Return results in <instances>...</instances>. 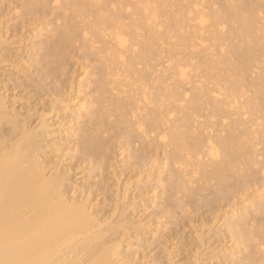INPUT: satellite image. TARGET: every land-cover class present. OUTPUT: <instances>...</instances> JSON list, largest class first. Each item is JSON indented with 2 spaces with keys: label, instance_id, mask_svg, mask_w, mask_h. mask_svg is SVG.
<instances>
[{
  "label": "bare ground",
  "instance_id": "1",
  "mask_svg": "<svg viewBox=\"0 0 264 264\" xmlns=\"http://www.w3.org/2000/svg\"><path fill=\"white\" fill-rule=\"evenodd\" d=\"M23 1H24L23 5L25 4V7H27L26 9H28L27 12L29 15L31 13L33 14V12L35 13L36 10L33 11V9H35V7H37V5H41V4H45L44 6H47V7L51 5L53 7V9L51 6L49 8H51L52 11L57 12V10L58 11L63 10L64 13L67 12V11H64L65 7H68V6L72 7V9H70V10H73V11H71L72 12L71 14L74 17H79V19L81 17H83L84 14L86 15V13H89V12L91 13L93 11V9L97 10L96 12H98V14L95 15V18L93 20L95 22V24L93 26L97 27V25H99V26L101 25L100 27L102 28V26L105 27V25H108L107 28L105 30L103 29L104 31H102V32H104V34L102 32H99V31H101L99 29L97 31L99 33H102V34L97 33V35H99V36L101 35L100 39H101V37L102 38L106 37V39H108V41L106 43H105L106 40L104 41V39L103 40L101 39L102 42L104 41L103 44H105V47H106L105 49H103V51L106 50L104 52L106 55L104 54L105 57H103V58H105V59L103 61H101L100 63L103 66V68L106 70V75H109L112 79H114L113 82H111L109 84L111 86H113L112 84L117 85V88H115V89L113 88L112 91H114V90L117 91L118 87L120 89L121 87L124 86L121 82L118 81V78L120 77L119 74L122 72V69H124L123 70V73L125 72L124 74H130L131 78H129V79H132V78H133L132 80L136 79V81L134 80V82H138V81L141 82L146 76H149L147 74H150V76L152 75L153 77H155V78H153L151 76L154 79V81L157 83L153 82L152 79L150 78L151 81L153 83H155V85L159 84L160 86L159 85L158 86L162 87V91L167 93V96H166L167 98L164 96V98L167 100V102H170L173 99L171 101V104L173 101L176 103L175 104L176 107L173 104L174 108H176L175 112L176 111L179 112L178 114L182 113L181 116L179 118H175V119H174V117L172 118L174 108L172 107L173 108L172 110H171V107H170V110L167 109L169 104H168V106L165 105V104H167V102H166V100L164 101V99H162L163 96L161 97L160 96L161 93H159L158 96L161 97L162 100L158 99L157 102H159V100L162 102L164 101L162 103V105L165 103L164 105L166 107L163 105L165 108L164 107H161V108H164V110H167L166 113L164 114V111H163V112H160V114L156 115V116H154L155 114L153 113L154 120H153V123L151 120L152 124L149 123L151 125L148 126V128L145 127L147 124H145L144 121L141 119H138V122L136 124H135L136 121L131 122V120H133V118L131 119V117L135 114V109H136V112L138 111L137 112L138 114L137 113L136 114L140 115V116H141L140 112H143L144 110H146V109H144L146 107L143 105L144 108H142L143 111H141L139 108L140 106H138L139 103L144 101L146 103V105L148 107H150L149 105L154 104V102H155L154 100H157V97L155 99L154 98L151 99L150 95L152 92L149 94V92L147 91L148 92L147 93L146 92L147 88H145L143 86L144 89L143 90L141 89L142 90L141 94L136 95L137 97L138 96L141 97L142 101L141 102L138 101V99L140 100L139 97H138V99L136 96H135L136 98L134 97L135 100L137 99V101H138L137 106L135 105L136 101L134 100L135 103H133L134 101H132L134 99V98L132 99V97L134 95H132V97L128 98L129 99L128 101L126 100V105L127 104L129 105L128 108L132 107V109L134 110L133 114H132V111L130 112L132 114V116L130 117L131 114H129L128 112H126L124 110L123 111L118 110L117 112H119V117L117 115V117H118L117 120H119V122L121 124H123V127H125V126L129 127V129H131V130L133 128H136V130H132V131L131 130L129 131L126 127L124 128L125 130L127 129L129 131V133L125 134V136L127 135L126 140H128V141H126V142H128V143H130L133 138L135 139V136H136V139L138 138V141H139V139L143 140V141H139L140 143L144 142V140H145V142H148L149 135L150 134L152 135L153 132L155 134V131H156V135H157L159 142H157V140H155L156 142L154 141V139H156V136H155V138L153 139L155 144H158L161 142V143H163L162 146L164 145L166 149H167V147H169V149L171 148L170 149L171 151L169 153L167 151L166 152L164 151V152L168 153L167 160H170L169 163H171V161H172V164H174L177 167L175 169L177 171H175L174 174H171L172 179L174 178V176H176L177 178L182 177V179L185 180V178H184L185 174H183V172L185 173V171L183 168H185V166L187 168L189 166H191L190 164H188V162L189 163L193 162L194 163L193 166L195 168L198 167L199 169H202V170L205 169V171L208 168L207 166L212 165L211 170L209 169L211 172H207L208 176L207 175L205 176L207 181H208V177H210L209 179L214 178L213 180L217 179V181L223 180L222 179L223 177L221 176L220 172L225 170L229 166L232 159H233V161L234 160H240V159L244 160L246 165L248 164L250 167L253 166L252 167L253 169L256 165H258V161H257L258 158L257 157H259L260 155L259 154H258L259 156L255 155L256 147L254 148L255 145H252L253 143H249V142L255 141V139L261 140L260 142L257 141L256 146H258V144L261 142L264 143V0H171V2H172L171 4L176 8L177 12L174 14V16H175L174 18H172L173 16H171V15H173V13L170 15L171 19H170V17L169 18L166 17L169 20L165 18L166 20L169 21V22L167 21V23L170 24V26H168V27L166 24L165 27H167L171 31L174 30L176 33L178 31L179 34H180V31H183V29H184V33H183L184 35L180 36L179 34H177L178 35L177 37H179L178 43H176L171 50H166L167 48L163 49V51H164L163 54H162V48H160V47L156 48L155 47V45H157L160 41H162V40L159 41V39L157 37V35L159 34V32H157V30H159V31L161 30L160 29L161 25L160 26L156 25L157 23L155 24L154 21H153V23L151 21H152V19L155 20V18L158 19L157 16H154V13H155L154 11L158 7L160 9L164 8V7H162V6H165L164 0H157L158 4L155 2L157 4V7L155 9L153 8L155 6V4H153L152 2L150 3V0H134V3L136 2L137 6H135V4L132 3L133 2L132 0H131V2H130V0H117V3L119 4V6L121 8L122 7L128 8L130 5L129 3H132L131 5H134L133 8L129 7L130 9H132L131 10L132 12L129 10L132 13L131 14L132 17H131V19H129L130 21H128L129 22L128 25H124V23L121 22L125 18H123L124 16L121 17L120 12H119L120 14H118V15H117L118 11H116V13H114V14L110 13L108 15L107 13L109 11L106 13V11L108 9L106 7L103 8V5L105 3H100L101 5L103 4L102 6L100 4H98L100 2V0H64L62 2H60V0H23ZM97 1H99V2H97ZM62 3H63V5H62ZM150 5H152V6L154 5V6L151 8ZM166 5H167V3H166ZM120 7H119V10H120ZM109 8H110V6H109ZM175 8H173L174 12H175ZM104 9H106V10H104ZM160 9H159V11H161ZM109 10H111V9H109ZM162 11L164 12V9H162ZM107 15L108 16H111V15L116 16L115 20H113L114 17L112 16L111 17L113 20L112 21L111 18L108 17ZM128 15H129V13H128ZM106 17H108V19H106ZM134 17L136 19H133ZM68 18H66V19H68ZM128 18H130V17H128ZM66 19H63V20L65 21ZM70 19H68L69 21L66 20L65 24L63 21L64 25H63L62 29L60 27H59V30H58V27L56 30L53 29L54 33L55 34L57 33L56 35H58V36H56L51 30L48 31L51 28H49V27H48L49 29L47 28L48 30L46 33L48 35H50L52 32L53 35H50V36H52V38H54L53 37L54 35H55V37H57L56 39H54V41H53V39H51V42L48 43L49 39H47V38H49V36L48 35L46 36L43 34L47 39V43H45V44L43 43L45 46L43 44H41L44 47H39V48H42L43 50L45 49L44 51H46V55L43 54V58H40V57L38 58L43 63V66L49 68L54 63L58 64L59 62H57V61L60 60L58 57L62 53V50H65V48L69 44H71L72 41H74V39L78 35V33L81 32L83 34L84 38L87 37V35H88L87 33L90 29L88 31H86V29H85L86 25L83 26L85 28L82 29V26H81L79 29L78 24H77V26L72 24V20H70ZM109 19L111 21H109ZM127 19H125V20H127ZM120 23H122L123 25H120ZM83 24H86V23H83ZM108 27L112 30L111 33H109L110 30H107V29H109ZM170 27H171V29H170ZM0 30H1V28H0ZM83 30L86 31L87 33L84 32ZM106 30L108 31L107 34H106V32H107ZM55 31H57V32H55ZM141 31H146L145 35L141 34L140 33ZM171 31H169V32L173 34L174 32H171ZM93 32H94V30H93ZM160 33H162V32H160ZM167 34H168V32H167ZM172 34H170V37H172L174 35V34L173 35ZM2 36H4V34H2ZM44 36H42V37H44ZM158 36H159V38L161 37L160 34ZM167 36H169V34ZM94 37L96 38L95 35H94ZM170 37H168V39H170ZM3 40H4V38H3ZM3 40H2V37L0 36V46L3 43L2 46L5 47L4 44L6 45V43H4V41L6 42L7 39L4 41ZM86 40H87V38H85V41ZM93 40H95V39H93ZM87 43L89 44V42L86 41V45L88 46ZM92 43H93V41H92ZM92 43L89 44L90 47L93 46ZM162 43H164V40L162 42H160L159 44H162ZM7 45H10V44H7ZM162 45H161V47H162ZM178 45H188L192 49L195 48V50H197L198 46L200 47V50H198L197 55L194 54L195 58L200 57V63H198V66L196 68L197 69L196 71H198V72L200 71V79H201L200 84L197 83L199 81L188 83L186 80V77H185V73L180 68L181 67L180 64H177L176 62L173 61L176 64L169 65L170 64L169 61H171L170 57H171V59L173 58L172 55L175 54L174 50H175V48H177L176 46H178ZM46 46H47V50H46ZM83 46L85 48V45H83ZM166 46H168V45H166ZM87 48H85V50H87L89 53L91 52L89 50H93V47L90 48L89 50ZM137 50H138V52H137ZM179 50H180V48H179ZM179 50H177V51H179ZM40 51H41V49H40ZM165 51H167V52L165 53ZM129 52H131V53H129ZM136 52H137V54H136ZM127 53H129L128 54L129 56L128 55L126 56ZM1 54H3V53H1ZM95 55H97L96 52H95ZM164 55H165V57L167 55V57L164 58ZM3 56H4V54H3ZM41 57H42V55H41ZM0 58H1V56H0ZM3 59H5V58H3ZM3 59L2 60L0 59V62H2ZM33 59H35V58H33ZM163 59L165 62L162 61ZM190 59H192V57ZM150 61H154V63L151 64ZM161 61L166 64L165 65L162 63L163 66H165L163 68L160 66L161 63H159ZM185 61H183V62H185ZM4 63H5V61H4ZM139 64L144 65L145 73H141L140 71H138L137 67L139 66ZM57 66H59V64ZM158 67L161 69H159ZM119 69H121L120 73H119ZM172 70H173V72H172ZM57 71L59 73L61 71V69H60V71L59 70H57ZM214 72H216V73H214ZM217 72H218V74H217ZM153 74H155V76ZM128 77H129V75H128ZM176 77H178V80L176 79L177 82H175V79H174ZM146 79H148V77ZM146 79H144V81ZM190 80H191V78H190ZM96 81H98V80H96ZM169 81L175 82L176 84L170 85ZM93 82H94V80H93ZM165 82H167V83L163 84ZM205 82L206 83L209 82L210 84L209 83L206 84ZM3 83H4V81H3ZM203 83L206 84L207 86L204 85ZM130 85L134 86L132 84H130ZM180 85L181 86L183 85L182 87L188 85V87H185L183 89V91L180 92L179 91L181 89ZM223 85H225V86H223ZM131 86H130V88H131ZM98 87H101V86H98ZM98 87L96 86L97 91H99ZM159 87H157L156 89L160 90V89H158ZM5 89H6L5 86L0 87V264H147V263L143 262L141 259V258L145 257V254L143 257H141V255H140V254L143 255V251H142V253H140L141 252L140 251L139 252L140 254H139L136 251V249H138L137 248L138 246L136 247L135 250L133 249L134 251H131L132 246L129 243V241H132L131 240L132 238H130V234H128V232H130V230L134 234H136V235H134V237L136 236V238H138V237L140 238L144 234V233L141 234L142 230H140L141 226L139 225V223L135 224V222L136 223L138 222L137 218L134 219L137 221H135V222L132 221L130 223H127V221H129L128 217L126 219L127 221L126 220L123 221L122 218H119L120 220L117 218L118 222L115 223L116 219L113 220V218H114L113 215L115 213L114 211L117 212L118 206H116V205L119 202L118 199H120V197H118V196H120L119 193L121 191L118 193L119 195L116 194V196L118 198L116 196H114L115 198H117L116 200H114V198H113V200L117 201V203L115 204V202H113V200H112V205H113V203L115 204V208H112V209H115L114 211L112 210V212H114V213H112V214L110 213L108 218L105 217L106 219H109L110 216H111V218L113 216V218L111 219V222L114 221V223H115V224L113 223V225L112 224L110 225V223H108V220L106 221V219L101 221V219L99 217L101 215L95 214L96 213L95 209L93 211L94 207L92 206L93 208H91V204L88 203V202H90V200H89L90 198L88 199V197H90V196L87 193H86L87 197L85 198L83 196H86V194L83 195L84 194L83 192L80 196L79 195L80 192L78 193L77 190L68 188L70 191L73 190V191H71L73 193L70 192L71 194L68 195V190H67L68 186L65 187V185L67 183L66 180L69 179V176L66 179V177H67L66 173L69 172V170H67V171L63 170L62 167H60L62 165V162L59 160L61 155L59 152V156H57L58 152L56 150H58V149H56V150L54 149V146H57V141L54 140V141H56V144H54L55 142L53 143V141L50 142V140L54 139L53 138L54 133L52 135H50L51 131L49 132L48 129H51V128H49V126H47V124H46V123H48V122H46L47 120L45 121V118L47 116L45 118L43 117L44 118L43 119L42 117H40L38 115L41 119H38L37 122H39V120H40V122L36 123L35 127L33 126L32 129L28 128L30 125H27L26 124L27 122L25 123V119L27 117L25 118V116H24L22 118V116H21L22 114L20 115L16 112L9 111L13 108L10 106L11 109H9L10 104H9V101L8 102L6 101L7 91ZM111 89H112V87H111ZM132 89H130V90L131 91H137V89H135V88L133 90ZM152 89H154V88H152ZM4 90L6 91V93ZM105 92H106V89L101 87L100 91L97 93H99L103 96H106V94L105 95L103 94ZM160 92H161V90H160ZM99 94H97V95L99 96ZM62 95L59 98H61L60 102H62L63 104H61L60 102H59L60 104H58L59 99H57V98L56 99L58 101L54 100V99L53 100H54V102L57 101V104L60 107L63 106L64 108H66V107H68V106H66V104L69 105L70 103L64 104V102H68L69 99H67V98H69V97L68 96H67V98L64 96L62 97ZM162 95H163V93H162ZM164 95H166V94L164 93ZM100 96H99V98H100ZM103 96H101L100 100L97 97L98 101L101 102V99ZM64 98H66V101L63 102ZM114 99L112 100L113 102H111V101L110 102L114 103V101H115ZM76 100H77V98H76ZM104 100L105 99L103 97L102 102ZM116 101H118V100H116ZM74 102H76V101H74ZM92 102L91 101L87 102L85 100L79 101L75 105L73 104L74 108H72L73 110L71 112V116H72L71 118L76 122V124H79L77 126L78 127L77 130H80L78 132L79 134L76 133L78 135V136L76 135L78 137V140H77L78 145L76 144V142H75V144L77 145V149H79V147H80L81 150H84V151L88 150V149L90 150V148L92 149L94 144H96L99 141V138H101V136H103L102 131L106 132L107 130H104V129H107L108 125H109V124L107 125L104 123L105 125H107V128H103L104 125L102 126V122H104V121L99 123L100 120H102V119L104 120L103 116H104L105 112L101 113V112H103L104 108L98 109L95 107L94 104L92 106V104H91ZM100 102H99V104H100ZM55 103H53V104L55 105ZM71 103H73V100ZM143 103H141V104H143ZM7 104H8V106H7ZM99 104H98V106L101 105V104L100 105ZM114 104H116V102ZM114 104H112V105H114ZM108 105H109V103H108ZM133 106H135V109L133 108ZM51 108H52V106H51ZM96 109H97V111L102 110L101 112H98V113H101L103 115V116H100L101 114H99V116L102 118L97 116ZM55 110H57V109H55ZM69 110H70V107H69ZM69 110H67V111H69ZM130 110L131 109H129V111ZM139 110H140V112H139ZM162 110L163 109H161V111ZM54 111H52V113ZM198 112H200V115H198L199 114ZM40 115L42 116V114H40ZM44 115H46V114H43V116ZM247 115H249V116L254 115L253 116L254 119L252 118L253 120L251 119V121L249 122L248 119H246V118H248V117H246ZM168 116H170V117L168 118ZM97 117L100 120H98ZM133 117H135V115ZM199 118H200V120L204 119L205 121L204 122L198 121ZM84 119L91 126L97 127V129L93 130L92 132H87L86 130L81 129L82 127L80 126V124H82V121ZM73 120H71V121H73ZM134 120H137V118L135 117ZM139 120L143 121V122L139 123L140 122ZM171 120H173V121L171 122ZM213 120H214V122H213ZM142 123L145 124V126L143 125V127H145V129L142 127ZM73 124H74V122H73ZM117 124H118V122H117ZM48 125H49V123H48ZM50 125L52 126V124H50ZM3 126L7 127V132H2ZM100 126L102 127V128H100L101 130H99ZM120 126H122V125H120ZM68 127H70V126H68ZM68 127L66 130L64 129V131H61V132H63V134L67 137L68 140H72V138L74 140V137L76 138V136L74 135L76 130H73V129L76 128V125L74 126L73 129H69ZM131 127H133V128H131ZM4 129H6V128H4ZM196 129H197L196 132H198L200 135H198V133H195ZM62 130H63V128H62ZM127 130H126V132H127ZM98 131H101L100 133H102V135H99ZM53 132H54V128H53ZM157 132H158V134H157ZM49 135H50V138H52V139L48 138ZM151 135H150V137H154ZM193 135L194 136L197 135V137L199 136V138L195 137L197 139H195V140L193 139L196 142H191ZM63 136H62V138H63ZM47 139L49 140V142H47ZM178 141H181L184 143L180 142L181 145L179 144L180 145L179 146V145H177ZM126 142H125V144H126ZM149 142H151V141H149ZM154 142L152 144H154ZM185 143H187V144H185ZM147 144L145 145L146 147L148 145H150L151 143H149L148 145ZM254 144H256V141ZM128 145H127V147H129ZM131 145H130V147H131ZM182 145H184L185 147ZM59 146L60 145L58 144V146L55 148H58ZM150 146H152V145H150ZM150 146H148L147 148L149 149ZM157 146H159V144ZM162 146H161V148H162ZM130 147L127 148L128 151H129V149L132 148V147L131 148ZM165 148L163 150H165ZM184 149H186V153H184L185 152ZM187 150L189 153L187 152ZM263 150H264V148H263ZM149 151L151 152V149H149ZM56 152H57V155L55 154ZM131 152L132 151L130 150V152H129L130 155L132 154L135 157V155L133 154L134 149H133V152L132 153ZM46 154H49V155L44 156ZM61 154H62V152H61ZM150 154H152V153H149L147 155V156H149V158L147 156H145V157H147L146 160L145 159L143 160V158H142L143 162L146 161L144 164H147V163H150L149 165L154 164L153 162L155 159L152 161L150 159V156H151ZM182 154H186V155L188 154V156L192 158V159H190L189 157H186L187 158V159H185V160H187V162L185 161L187 163L186 165H184V163H185L184 158L185 157L181 156ZM166 155L163 154V156H165L163 158H166ZM262 156H264V155L261 154V157ZM45 157L48 159L47 161H45V159H46ZM152 157L153 156H151V158ZM181 157L183 158L182 159L183 162H181V160H180ZM261 157H259V159H258L259 161H262V158H264V157H262V158ZM43 158H45V159H43ZM193 158H195V160ZM97 160H98V157H97ZM167 160H166V162H167ZM263 162L264 161H262L261 163L259 162V165H261ZM179 163H181V164L183 163L181 165L183 167V168L181 167L183 170V171H181L182 173L180 171H178L179 170L178 166H180V165L177 166V164H179ZM144 164L142 166H147ZM165 164H167V163H165ZM165 164H161L162 167H163V165L165 166ZM161 165H159V166H161ZM174 165H171V166H174ZM187 165H189V166H187ZM262 166L264 167V164H262ZM262 166H261L260 170L262 172H264L263 171L264 168H262ZM100 167L101 166H99V170L101 169ZM165 167H163V168H165ZM168 167L170 168V166H168ZM181 168H180V170H181ZM257 168H258V166L255 167V169H257ZM142 169H143V167H142ZM166 169H167V167H166ZM255 169L253 170V173L258 174L257 171H255ZM195 170H197V169H195ZM195 170L192 169L193 174L191 173L189 179L192 177V175H194ZM260 170H258V172ZM139 172H141V170ZM262 172H259V173H262ZM161 173H163V171ZM170 173H172V171ZM196 173L197 172L195 171V174ZM262 174H261V176H263V179H261V180H264V173H262ZM180 179H178V180H180ZM178 180H176L177 181L176 183L179 182ZM161 181H163V180H161ZM161 181L157 182V184H158L157 188L160 187V189H164L165 184H162L164 182L161 183ZM171 181H173V180H171ZM207 181H205L204 183H207ZM182 182H183V180H181V183ZM187 182H189V181L187 180L186 183L183 182V184H182L183 186L180 184V182L178 183L179 186H181L183 188V191L185 190L184 183L187 185V188H189L188 186H190L187 184ZM190 183H191V180H190ZM69 184H70V182L68 183V185ZM170 187H172V186H170ZM181 187L178 188V186H177L178 189H182ZM71 188H74V187L72 186ZM166 188L167 187L165 186V189ZM66 190H67V192H66ZM189 190H190V188H189ZM75 191H77L78 195L80 197H82L81 199L76 198L77 196L75 197V194H76ZM164 193H165V191H164ZM187 193L189 194V192H187ZM190 194H192V193H190ZM123 195H124V193H122V196ZM165 195H166V193H165ZM125 197H127V196L125 195ZM123 199H126V198H123ZM242 200H244V198ZM122 201L124 202V200H122ZM129 201H131V200H129ZM253 202H255V201L253 200ZM253 202H252V205L250 206L252 211L255 213H259V215L264 214V206H263L264 204L263 205L261 204L262 201L261 202L258 201L259 203H257V201H256V203H253ZM91 203H92V201H91ZM129 203H130V205H129ZM129 203L127 205V208H126V204H124L125 208L123 207V209H126V210L128 209V211H131L134 208V207H132L133 206L132 204L134 202L133 203L129 202ZM119 204H120V202L118 203V205ZM234 205L238 206L236 204H234ZM234 205L231 206V207H233V209H234ZM130 206L132 207V209ZM247 206H249V204H247ZM247 206H245V207H247ZM120 207H122V206H120ZM129 207H130V209H129ZM242 208H243V210H246V208H244V207H242ZM242 208H240V209H242ZM119 209H121V208H119ZM251 209L249 211H251ZM121 210H119V211H121ZM126 210L125 211L123 210L122 213L123 212L125 213ZM217 211H218V209H217ZM230 211H232V210H230ZM249 211L247 210L246 212H244V213H246V215L243 212L242 213L244 215H240L239 210L237 209L235 211V209H234L232 211V213L229 212V214H231L229 217H227V215L225 216V219L223 217V220H226L225 222L227 223L226 224L227 229L231 233V235L229 234V232L226 233L229 236H231V238H232L231 239L228 236L229 237L228 239H231V241H234L233 243L236 244L234 246L237 247V245L238 246L240 245L241 247L244 248V249H239V251L245 250V249H246V251H249L248 249L250 248L251 241L253 243V241L254 242L257 241V239L260 237V235H259L258 238L255 237L256 240H253V238L251 236L254 233V232L252 233V230L254 228L256 229L257 227H256L255 223L253 224V226L255 225V227L253 229L250 228V227H253L252 224H250L251 225L250 227H249V225H247V223H250L247 221V220H249L247 218V214H249ZM252 211H251V213H252ZM164 212H166V211H164ZM168 212L169 211L167 210V213ZM213 212H215V210ZM252 214H249V215H251V217H252ZM126 215H127V212H126ZM131 215L132 214H130V216ZM215 215L219 216L217 214H215ZM216 216H215V218H216ZM129 218L131 219L134 217L132 216ZM215 218L213 217V219H215ZM219 219H221V218H219ZM217 221L218 220H216L215 222L217 223ZM246 221H247V223H246ZM209 222H210V220H209ZM212 222L211 223L213 225L214 221H212ZM219 222H221V220ZM208 224H206V225L209 226ZM141 225H143V224H141ZM206 225L204 222L203 226H206ZM257 226H258V228H260L259 225H257ZM258 228H257V230H258ZM122 229L124 230V232L127 231V233L121 232L122 233V234L120 233V235L122 236L121 237L120 235H118V233ZM204 229L205 228L203 227V230ZM227 229H224V230H226V232H227ZM211 230H209V232ZM148 231H149V228H148ZM154 231H153V233H154ZM258 232H259V230H258ZM263 232L264 231L262 230L261 232H259V234H262ZM204 233H202V231H201L200 234H204ZM155 234H157V233H155ZM200 234H197L198 237L196 235L197 239L194 238L195 242H198L196 240H199V242L202 243V241L200 239H198L199 237L201 238ZM208 234H210V233H208ZM256 234H257V232H256ZM254 235H255V233H254ZM257 235H255V236H257ZM262 235H261V237H262ZM153 236H154V234L151 236L152 237V239L150 238L151 240H154L156 238V237L153 238ZM155 236H157V235H155ZM202 237H204V235ZM122 239L127 240L128 243H126V241H125V244H124ZM141 239H143V238H141ZM146 240H148V239H146ZM202 240H203V238H202ZM138 241H141V240L139 239ZM138 241H137V243H139ZM131 243L135 244V241L134 242L132 241ZM142 243H141V245H142ZM148 243L149 242L147 241V243H145V244H148ZM233 243H232V245H233ZM149 244H151V243H149ZM261 244L262 243H260V245ZM204 245L202 243L200 246V249H201V247L204 248L203 247ZM252 245L253 244H251V247H252ZM144 246L147 247V245H144ZM262 247H263V245L261 246V248ZM139 248H141V247H139ZM143 249H145V247ZM164 249H162V250H164ZM166 249H167V247H166ZM195 249H199V247L197 246V248H195ZM231 249H232V246H231ZM168 250L169 249H167V251ZM228 250H229V248H228ZM233 250H234V248H233ZM233 250H232V252H233ZM193 251H191V252H193ZM198 251H200V250H198ZM226 252H227V249H226ZM136 253L139 254L141 258H138L139 256ZM165 253H167V252H165ZM168 253L171 254L172 252L168 251ZM235 253H237V252H235ZM240 253L242 254V251ZM247 253L250 254L251 252L250 253L247 252ZM252 253H253V251H252ZM170 254H168L170 257L167 255V257H169L168 259H170V262H168V259L165 256L166 257L165 260L167 259V264L172 263V260H171L172 254L171 255ZM164 255H166V254H164ZM194 255H197V254L196 253L193 254V257H194ZM200 255H199V257H200ZM252 255H254V254H252ZM252 255H251L252 258L250 256H249V258H247L248 260L245 259L241 255L246 260V261L242 260L241 263L246 264L243 262L248 263V261H249L250 264H258L257 262H260V261L254 260V257ZM201 256H203V255H201ZM238 256H240V255H238ZM238 256L234 255V257L241 259V257H238ZM186 257H188V256H186ZM193 257H192V259H193ZM224 257H226V256H224ZM196 258L198 259V255ZM186 259H189V257ZM201 259H203V258H201ZM231 259H234L233 256ZM151 260H152V258H151ZM151 260L149 263H151ZM156 260H157V257H156ZM189 260H188V262H189ZM194 260H196V259L194 258L193 262H194ZM205 260H206V258H205ZM152 261L154 262V260H152ZM161 261H162V259H161ZM237 261H239V260H237ZM182 262L184 263V261H182ZM196 262L197 261H195V264L198 263V262L197 263ZM234 262H236V261H234ZM185 264H187V263H185ZM204 264H205V262H204ZM261 264H263V263H261Z\"/></svg>",
  "mask_w": 264,
  "mask_h": 264
},
{
  "label": "rangeland",
  "instance_id": "2",
  "mask_svg": "<svg viewBox=\"0 0 264 264\" xmlns=\"http://www.w3.org/2000/svg\"><path fill=\"white\" fill-rule=\"evenodd\" d=\"M62 1H64V0H60V2H62ZM132 1H133L132 3L135 4V6H137L136 2L134 3V0H132ZM164 1H165V4H164L165 6H162L164 8H161V9L158 7L161 10V11H159V9L156 8L157 4H158L157 0H150V3L152 2L153 4H155V6L153 5L154 7L152 5H150L151 8L152 7L154 9L156 8V10L154 11L155 12L154 16L158 17V19H157L153 16L155 18V20L152 19L151 22L153 23V21H154L155 24L157 23L156 25H159V26L161 25L160 29L162 31L157 30V32H159L161 37L165 34L164 35L165 37L164 36L162 37L163 39L161 37L159 38V36H158L159 34L157 35L159 41L164 40L165 44L164 43H162L163 45L159 44L162 41H160V42L158 41L159 43L158 42L157 43L159 45L158 44L155 45L156 48H159V47L162 48V54L164 53L163 49L167 48L166 50H171L173 48V46L176 43H178V38H179V37H177L178 36L177 34H179L178 31L176 33L174 30L171 31L167 28L168 26H170V24L167 23V21L169 20L168 18L170 17V19H171V16H173L172 18H174L175 17L174 14L177 12V10L171 4L172 3L171 0H164ZM97 2H99V1H97ZM130 2H131V0H130ZM23 3H24L23 0H0V28H1V30H0L1 35L0 36L2 37V40H3V38H4V40L7 39L6 42L3 40L4 43H6V45L4 44L5 47L2 46L3 43L1 44L2 47L0 46L1 47L0 48V56H1L0 59L2 60L3 58H5V59H3L2 62H0V83L2 82L1 83L2 85L1 84L0 85L6 87L5 90L7 91V93L4 90L6 93V96H7L6 101L7 102L9 101V104H10L9 107L11 106L13 108V109H11V107L10 108L8 107L9 109H11L9 111L16 112L20 115L22 114L21 115L22 118L24 116H25V118L27 117L25 119V123L27 122L26 124L30 125L29 127L26 125L28 128L32 129L33 126L35 127L36 123L40 122V120H39V122H37L38 119H41L40 117L45 118L47 116L45 118V121L47 120L46 122H48L49 125H48V123H46V124H47V126H49V128H51V129H48L49 132L51 131L50 135H52L54 133L53 134L54 139L50 138V135L48 138L52 139V140H50V142L53 141V143L55 142L54 144H56V141H57V146H58V144L60 145L58 148H55L57 146H54L55 150L58 149V150H56L58 152V155H57V152L55 154L57 156H59V152H60L61 156H60L59 160L62 162V165L60 164L61 165L60 167H62L63 170H66V171L69 170V172L66 173L67 174L66 179L68 178V176H69V179H67L68 181L66 180L67 183L65 185V187L68 186L67 187L68 195L73 193V192H71L73 190L70 191L69 189L77 190L78 193L80 192L79 193L80 196H81L82 192L84 193L83 195H85L87 193L90 196V197H88V199L90 198L89 199L90 202H88V203L91 204V208L94 207L93 211L95 209L96 213L95 212L94 213L96 215L97 214L101 215V216H99L101 221L108 218L110 213L112 214L114 212H115L113 215L114 218H113V216H112V218H113V220L114 219L117 220V221L115 220V223L118 222L119 218H122V220L125 221L128 217L129 221L126 220L127 223H130L132 221L135 222L138 220V222L137 223L135 222V224L139 223V225L141 226L140 230H142L141 234H143V233L144 234L142 235V237L136 238V236L134 237V235H136V234H134L130 230L131 233L128 232V234H130V238H132L131 240L133 242L135 241V244L131 243L132 241H129V243L132 246L131 251H134L137 246H138L137 247L138 249H136V251L138 253L140 251H141L140 253H142V251H143V255L140 253L139 254L141 255V257H143L145 254V257L147 259L145 257L141 258L139 254H137V253L136 254L139 256L138 258H141L142 261L147 263V264H151V263L152 264L153 263L154 264H162V263L167 264V259L170 257L168 255V254H170V253H168V251L172 252L171 253L172 255L171 254L170 255H171V260H172L173 264L174 263L175 264H185V263H187V264H193L194 263L195 264V261L198 262V263L196 262L197 264H204V262H205V264H233V263L235 264L236 262H237L236 264H238V263L242 264L241 261L242 260L246 261L245 259L249 258V256L251 257L252 254H254V255H252L254 257V260L260 261V262H257L258 264H261V263L264 264V232L262 233L263 235L259 234V232H261L262 230L264 231V227H263L264 226V219H263L264 214L259 215V213L253 212L252 209L250 208L253 200L255 201L253 203H256V201H257V203L262 201L263 203L261 202V204L262 205L264 204V180H261V179H263V176H261V174L264 172H262L260 170V168H261L262 164H264V162L261 165H259V162L261 163L262 161H264V158H262L264 156L261 157V154L264 155V150H263L264 143L263 142L259 143L261 140H256V139H255L256 144H254L255 141L249 142V143H253L252 145H255L254 148L256 147L255 155L257 156L259 154L260 156L259 155L258 156L262 158V161H259L258 160L259 157H257L258 158L257 159L258 165H256V166H258L259 169L258 168L255 169L256 166L254 167L255 171H257V173L259 175L253 173V170H254L252 168L253 166L250 167L248 164L246 165L244 160H241V159L240 160H234L235 161L234 162L232 159L229 166L225 170L220 172L221 176L223 177L222 178L223 180L217 181V179L213 180L214 178L209 179L210 177H208V181H207L205 176L207 175V172H211L210 170L212 168V165L209 164L210 166H207L208 168L206 167L207 168L206 171H205V169H203L205 171L204 172L202 169H199L198 167L195 168L193 166L194 165L193 162H191V163L188 162V164L191 165V166L187 165V166H189L188 168L186 166H185V168H183L181 166L183 163L177 164V166L180 165V166H178L179 167L178 171L181 172V171H183L182 168L184 169L185 173L183 172V174L186 175V176L184 175L185 180L182 179V177H180L181 178L180 179L179 177L177 178L174 175H173L174 178L172 179L171 174H174L175 171H177V170H175L177 167L174 164H172V161H171V163H169L170 160H167L168 153L171 151L170 150L171 148L169 149V147H167V149H166L164 145L162 146L163 143H161V142H160L161 144L158 143L160 147L157 146L158 144H155V142H156L155 140H157V142H159L157 135H156V131H155V134H154V132L152 133V135L150 134L151 136H154V137H150V135H149V139H148V142L151 141L149 143H151L150 145H152L153 147L148 145L149 143L145 142V140H144V142L140 143L139 141H143V140L139 139V141H138V138L136 139V136H135V139L133 138L131 140V142L128 143V142H126L128 140H126L127 135L125 136V134L129 133V131L131 129H129V127L125 126L129 130L128 131L126 129L127 130V132H126V130L124 129L125 127H123V124H121L119 122V120H117V118L119 117V112H117L118 110H120V111L124 110V111L128 112L129 114H131L130 113L131 111H132V114L134 113L133 112L134 110L132 109V107L128 108L129 105L128 104L126 105V100L128 101L129 100L128 98L132 97V95H134L132 97V99H133L136 95L141 94V91L144 89V87L147 88L146 92L148 91L149 94L152 92L150 95L151 99L152 98L155 99L157 97V100H154L156 103L154 102L155 105L150 104L149 105L151 107L150 108L146 105V103L144 101H143L144 103L141 102L142 101L141 97L138 96L140 98V100H139L138 97L136 96L138 101H140L143 104L139 103V105H138L137 99L135 100L136 97L132 100V101L135 100L136 103H135V101L133 103H135L136 106L137 105L140 106L139 108L141 111H143L142 108H144V106L146 107V108H144L146 110H144L143 112H140V110H139V112L141 114V116H140V115H137L138 111L136 112L135 106H133V108L135 109L134 115L137 118V120H134L135 117H133L134 115L132 116V114H131L130 117L132 116L131 119L133 118V120H131V122L136 121L135 122V124H136L138 122V119H141L144 121L145 124H147L145 126V124L142 123V127L144 125L146 128H148V126H150L153 123L154 116L159 115L160 112H163V111H164V114L166 113L167 110H164V108L166 107L165 105L168 106V104H169V106L167 107V109H169V110H170V107H171V110L174 108V105L176 103L173 101L171 104V101L173 99L172 100L170 99L171 101L167 102V100L164 98V96L165 97L167 96V93L162 91V87H159L160 86L159 84L155 85V83H157L153 79L155 77H153L151 75L153 77L152 78L150 76V74H147L150 77L146 76L144 79H146L148 77L149 80L146 79L144 81V79H143L141 82H139V81L134 82V80L136 81V79H134V80H132L133 78L129 79V78H131L130 74H124L125 73V72L123 73L124 69L121 68L122 72L120 71L121 69H119V73L120 72L121 73L119 74L120 77L118 78V81L121 82L124 86L120 88L122 91L119 89V87H118L117 91L116 90L112 91L113 88L114 89L117 88V85L112 84L113 86H111L109 84V83L113 82L114 79H112L109 75H106V70L103 68V66L100 63L101 61H103L105 59L103 57H105V55H106L104 53L106 50L103 51V49H105L106 47H105V44H103V43L105 40H106L105 41V43H106L108 41V39H106V37L105 38L101 37L102 40L104 39V41L102 42V40L100 39L101 35L100 36L97 35V33L98 34H102V33L104 34V32H102V31H104L108 25H105V27L102 26V28L100 27L101 25L100 26L97 25V27L93 26L95 24V22L93 21L95 18V15L98 14V12H96L97 10L93 9V11L91 10L92 11L91 13L88 11L89 13H86V15L88 14L87 16L84 14L83 17H81L79 19V17H74L71 14L72 13L71 11H73V10H70V9H72V7H69V6L65 7L66 9L67 8L68 9L66 10L64 8V11H67L64 13L63 10H61V11L57 10V12L52 11L53 7L51 5L50 6L52 7V9L49 8L50 6L47 7V6H44L45 4H41V5H37V7H35V9H33V11L36 10L35 13L33 12V14L31 13L29 15L27 12L28 9H26L27 7H25V4L23 5ZM63 3H62V5H63ZM100 3H105L104 5L103 4L102 5H103V8L106 7L108 9L106 11V13L109 11L107 13L108 15L110 13L114 14V13H116V11H118L117 15L121 13L120 14L121 17L124 16L123 18H125V19L130 17L127 20H125V19H123V20L121 19L122 21L120 20L121 22L124 23V25H128V23H129L128 21H130L129 19H131V17H132V15H131L132 9H130L129 7H131V8L134 7V5H131L132 3H129L131 5V6L129 5V7H128L129 9L127 7L126 8L122 7L123 8L122 9L119 6V4L117 3V0H112V1L111 0H100V2L98 4H100ZM166 3H167V5H166ZM109 6H110V8H109ZM119 7H120V10H119ZM173 8H175V12H174ZM109 9H111V10H109ZM162 9H164V12L162 11ZM104 10H106V9H104ZM128 13H129V15H128ZM172 13H173V15H171ZM112 16L113 15L108 16V17L111 18ZM108 17H106V19H108ZM113 17H114L113 20H115L116 16H113ZM135 17L133 19H136ZM166 17H168V18H166ZM66 18H68V19L71 18L70 20H72V24H74L76 26L78 24L79 29L81 26H82V29L86 27L85 28L86 31H88L90 29L88 31V33L86 31H84L85 29L83 31L88 34L87 37H85V38H87L86 41L89 42V44H91L93 41V43H92L93 44V46H92L93 50H89L92 47H90L88 43H87L88 46L86 45L85 38L83 37V34L80 32L75 37V39H74L75 42L72 41V43L69 44L65 48V50H62V53L58 57L60 60L57 61V62H59L58 63L59 66H57L58 64L54 63L49 68L45 67V66H43V63L38 58L39 57L43 58V54L46 55V51H44L45 49L43 50L42 48H39V47H44L45 46L44 44L47 43V39H49L48 43H50L51 39H53V41H54V39L57 38V37H55V35L57 33L55 34L54 30H56L57 27H58V30H59V27L62 29L66 20L69 21ZM165 18L168 20H166ZM63 19H66V20L64 21ZM111 20H112V18H111ZM111 20L109 19V21H111ZM63 21H64V24H63ZM83 23H86V24H83ZM166 24H167V27H165ZM120 25H123V24L120 23ZM83 26H85V27H83ZM48 27L51 29H49ZM99 29L101 30L99 32H102V33H99L97 31ZM170 29H171V27H170ZM47 30L48 31L51 30L55 34L53 36L54 38H52V36H50V35H53L52 32H51V34L49 33L50 35H48L46 33ZM93 30H94V32H93ZM107 30H110L109 33H111V31H112L110 28ZM57 31H55V32H57ZM169 31L174 32L173 33L174 35L172 33H170ZM160 32H162V33H160ZM167 32H168L169 36H167L168 35ZM107 33H108V31L106 32V34ZM140 33L145 35L146 31H141ZM183 33H184V29H183V31H180L179 35L182 36V35H184ZM2 34H4L5 37L2 36ZM43 34L46 36L48 35L49 38L46 39V37ZM170 34H172L173 36L171 35L172 37H170ZM94 35L96 36V38L94 37ZM42 36H44V37H42ZM56 36H58V35H56ZM168 37H170V39H168ZM93 39H95V40H93ZM7 44H10V45H7ZM41 44H43L44 46H42ZM83 45H85V48L88 47L87 49L91 52L89 53L87 50H85ZM161 45H162V47H161ZM166 45H168V46H166ZM178 46H176L177 48H175V50H174L175 54L173 53L174 55H172V57H173L172 59L170 57L171 61H169L170 64L169 63L168 64L169 65L176 64V63L180 64L181 65L180 68L185 73V77H186L187 82L189 83V82L199 81L197 83L200 84V80H201L200 79V71L199 72L196 71L198 63H200V57L195 58V55H197V52H198V50H200V47L198 46L197 50H195V48L192 49L188 45H178ZM179 48H180V50H179ZM40 49H41V51H40ZM46 50H47V46H46ZM177 50H179V51H177ZM95 52L97 55H95ZM137 52H138V50H137ZM137 52H136V54H137ZM166 52L167 51H165V53ZM1 53H3L4 56ZM129 53H131V52H129ZM129 53H127L126 56ZM41 55H42V57H41ZM166 57H167V55H166ZM166 57L164 55V58H166ZM189 57L190 58L192 57V59H190ZM33 58H35L36 60ZM4 61H5V63H4ZM162 61H164V59ZM162 61L159 63L165 64L164 63L165 61L164 62H162ZM173 61L176 63H174ZM183 61H185L186 63ZM150 62H151V64L154 63V61H150ZM143 64H139V66L137 65L138 66L137 69L141 73H145ZM161 64H160V66L162 68L165 67V66H163V64L162 65ZM56 69L59 71L61 69V71L58 73V71ZM159 69H161V68H159ZM172 72H173V70H172ZM214 73H216V72H214ZM217 74H218V72H217ZM128 75H129V77H128ZM153 75L155 76V74H153ZM150 78L155 83H153ZM190 78H191V80H190ZM174 79H175V82H177L178 77H176ZM93 80H94V82H93ZM96 80H98V81H96ZM3 81H4V83H3ZM169 82H170V85L176 84L175 82H172V81H169ZM166 83L167 82H165L163 84H166ZM208 83H206V84H208ZM130 84L134 85L135 87L131 86ZM206 84H204V85H206ZM96 86L97 87L101 86L104 89H106V92L103 93L104 95L106 94V96H103V95L97 93L100 91L101 87H98L99 91H97ZM130 86H131V88H130ZM156 86L159 87L158 89H160L161 92H160V90L156 89L157 88ZM182 86L180 85V88L182 89L181 90L179 88L180 92H182L185 87H188V85L184 86V87H182ZM223 86H225V85H223ZM111 87H112V89H111ZM132 88L137 89V91H131L130 89H132ZM152 88H154V89H152ZM159 93H161L160 94L161 97L163 96L162 99H164V101L166 100V102H167V104H165V103H164L165 105L163 104L165 107L162 105V103L164 101L162 102L159 100V102H157L158 99H161V97L158 96ZM162 93H163V95H162ZM164 93L166 95H164ZM60 94L61 95L63 94L62 97L63 96L66 98H67V96L69 97V98H67V99H69V101L67 100L68 102H64V101H66V98H64L65 100L63 99L64 104L70 103L69 105L66 104V106H68V107H66L64 105L66 107V108H64L63 106L60 107L58 105L60 103L63 104L62 102H60V99H61V98H59L61 96ZM97 94H99V96L100 95L103 96L106 101L104 100L102 102L103 97L101 99V102L98 101L99 96ZM101 96H100V98H101ZM56 98L59 99V101ZM76 98H77V100H76ZM100 98H99V100H100ZM53 99L57 100L58 104H57V101H55L56 102L55 103ZM71 99L73 100V103H71L72 102ZM113 99L115 100L114 103L116 102V104L111 103V102H113L112 101ZM83 100H85L87 102L93 101L91 103L92 106L94 104L95 107L98 109L104 108L103 112H101L102 110L97 111V109H96L98 117L103 116L101 113L105 112L104 116H103L104 120L103 119L100 120L98 117H97V119L100 120L99 123L104 121V122H102V126L104 125L103 128H107V125L109 124L108 128L104 129L107 131L106 132L102 131L103 132V136H101L102 139L99 138V141L96 144H94L92 149L90 148V150L89 149L85 150L86 152L84 150H81V148L79 146H78L79 149H77V145H78L77 144V140H78L77 134H79L78 132L80 131V130H77L78 129L77 126L79 124H76V122L71 118L72 117L71 112L73 110L72 108H74V105L77 102L83 101ZM116 100H118V101H116ZM74 101H76V102H74ZM52 102L55 103V105ZM99 102L101 105L99 104ZM108 103H109V105H108ZM98 104L100 106H98ZM112 104H114V105H112ZM7 106H8V104H7ZM51 106H52V108H51ZM69 107H70L71 111L69 110ZM161 107H164V108H161ZM175 107H176V105H175ZM160 108L163 110L161 111ZM55 109H57V110H55ZM129 109H131V110L129 111ZM175 109L176 108L173 109V115H172V118L174 117V119L179 118L182 114V113L178 114L179 112H177V111L175 112ZM67 110H69V111H67ZM52 111H54V112L52 113ZM98 112H101V113H98ZM153 113L155 114L154 116H153ZM198 113H199L198 115H200V112H198ZM40 114H42V116ZM43 114H46V115L43 116ZM99 114H101V115L99 116ZM117 115H118V117H117ZM145 116L146 117L148 116V117L146 118ZM253 116L254 115H252V116L247 115L246 117H248V118H246V119H248V121L250 122L252 118L254 119ZM169 117L170 116H168V118ZM100 118H102V117H100ZM71 120H73V121H71ZM151 120H152V123H151ZM143 121H140L139 123H141ZM172 121L173 120H171V122ZM198 121L204 122L205 120L204 119L200 120V118H199ZM73 122H74V124H73ZM117 122H118V124H117ZM213 122H214V120H213ZM104 123L107 125H105ZM149 123H151V124H149ZM50 124H52V126ZM119 124L122 126H120ZM75 125H76V128L73 129ZM68 126H70V127H68ZM80 126L79 127L81 129H84L87 132H92L93 130L97 129V127L91 126L87 121H85V119L82 121V124H80ZM67 127L69 129L76 130L74 135L75 136L77 135L76 136L77 139L74 137V140H73V138H72V140H68L67 137L63 134V132H61V131H64V129L66 130ZM145 127H143V128L145 129ZM4 128H6V129H4ZM53 128H54V132H53ZM62 128H63V130H62ZM100 128H102V127L100 126L99 130H101ZM131 128H133V127H131ZM3 129H2V132H7L6 126L5 127L3 126ZM132 130H136V128H133ZM196 131H197V129L195 130V133H198ZM98 132H99L98 133L99 135H102V133H100L101 131H98ZM157 134H158V132H157ZM198 135H200V134L198 133ZM62 136H63V138H62ZM155 136H156V139H154ZM195 137H197V135H195V136L193 135L191 142H196L194 140L199 138V136L197 138H195ZM153 139L155 142L153 141ZM54 140H56V141H54ZM257 141H259L258 146H256ZM47 142H49L48 139H47ZM75 142L77 145L75 144ZM125 142H126V144H125ZM153 142H154V144H152ZM180 142L181 141H178L177 145H179V144L181 145V143H184V142H181V143ZM146 144L148 146H150L149 149H151V152L147 148L148 146L147 147L145 146ZM185 144H187V143H185ZM127 145L129 147L131 145V147H132V148L130 147L131 149H129V151L127 149L129 147H127ZM161 146H162V148H161ZM182 146H184V145H182ZM164 148H165V150H163ZM133 149H134L133 154L135 155V157L132 154L130 155V153H129L130 150L133 152ZM164 151L165 152L167 151L168 153H165ZM184 151L183 152L186 153V149H184ZM61 152H62V154H61ZM148 152L152 153L150 155L153 156L152 157L153 159L151 158V156H150V159L152 161L155 159L153 162L154 164H151V165H149L150 163L144 164L146 161L145 162L142 161V158H143V160L144 159L146 160L147 157L149 158V156H147L149 154ZM187 152H188V150H187ZM163 154H165V155L167 154L166 158H163V157H165V156H163ZM47 155H49V154H46L44 156H47ZM145 156H147V157H145ZM181 156H184L185 157L184 162L185 161L187 162V160H185V159H187L186 157H189L188 154L187 155L182 154ZM97 157H98V160H97ZM45 158H43V159H45ZM189 158L192 159L191 157H189ZM182 159L183 158L181 157V159H180L181 162H183ZM193 159L195 160V158H193ZM47 160L48 159L46 158L45 161H47ZM166 160H167V162H166ZM186 162L184 163V165L187 164ZM165 163H167V164H165ZM143 164L147 165V166H142ZM161 164H165V166L167 165L166 166L167 169L164 165H163V167H165V168H163ZM170 164L174 165V166H171ZM159 165H161V166H159ZM99 166H101L100 170H99ZM141 166L143 167V169ZM168 166H170V168ZM180 168H181V170H180ZM262 168H264V167L262 166ZM192 169L193 170L197 169V170H195L197 172L196 173L197 175L195 174V171H194V175H192V177H191L192 179L191 178L189 179L191 173L193 172ZM140 170H141V172H139ZM170 170L172 171V173H170L171 172ZM258 170H260L259 172H262V173H259ZM162 171H163V173H161ZM263 171H264V169H263ZM170 179L173 181H171ZM178 179H180V180H178ZM161 180H163V181H161ZM176 180H178L181 185L183 184V182L186 183V181L188 180L189 182H187V184L190 185L188 187L190 188L191 191L189 190V188H187V185L185 183H184L185 190L183 191V188L181 186H179V184H178L179 182L176 183L177 182ZM181 180H183L182 183H181ZM190 180H191V183L193 185L190 183ZM204 180L207 181V183H204L205 182ZM159 181H161V183L164 182L162 184H165V186L167 187L165 189V186H164L165 190L160 189V187L157 188V186H158L157 182H159ZM69 182H70V184L68 185ZM72 186L74 188H71ZM170 186H172V187H170ZM177 186H178V188L181 187L182 189H178ZM67 190H66V192H67ZM77 191H75V193H76L75 197L77 196L76 198L81 199L82 197H80L78 195ZM164 191H165L166 195H165ZM187 192H189V194ZM118 193L120 194V196H118V197H120V199H118V201L120 202L119 205H118L119 202L117 203V201H114L118 198L116 196V194L119 195ZM122 193H124V195H123L124 197L122 196ZM190 193H192V194H190ZM87 194H86V196H83V197L86 198ZM125 195L127 197H125ZM114 196H116L117 198H115ZM113 198H114V200H113ZM123 198H126V199H123ZM243 198H244V200H242ZM121 199L124 200V202ZM112 200H113V202H115V204L117 203V205H116V206H118V208L116 207L117 212L114 211L115 209H112V208H115V204L113 203L114 206L112 205ZM129 200H131V201H129ZM91 201H92V203H91ZM127 202L133 203L132 204L133 206L132 205L131 206L134 207L133 209L135 211L130 206L132 209L131 211L133 213L131 211H128V209L127 210L123 209V207L125 208L124 204H126ZM128 203L126 204V208H127ZM246 203L249 204V206H247ZM234 204L238 205L239 207L241 206L240 208L244 207V208H246V210H243V208L240 209L238 206H235ZM129 205H130V203H129ZM233 205H234L235 211L237 209L239 210L240 215H244V214L246 215V213H244V212H246L247 210L249 211L251 209L253 214L251 213V211H249V214H252V217H251V215L247 214V218L249 219L247 221L250 222V223H247V221H246L247 225H249V227H250L251 226L250 224H252V226H253V224L255 223L257 228H258L257 225H259L260 228L262 229L261 230L260 228H258V230H259V232H258L257 228L256 229L254 228L255 225L253 227H250L252 229L254 228L252 230V233L254 232L255 235L258 234L257 236H255L254 233L251 235L253 240H256L255 237L258 238L259 235H260V237L257 239V241H255V242L253 241V243L251 241V244H253L252 245L253 248L251 247V244H250V248L248 249L249 251H246V249L239 251V249H244V248L241 247L240 245L239 246L237 245V247L234 246L236 244L233 243L234 241H231V239H232L231 236L226 234L229 231H228L227 226H226V224H227L225 222L226 220H223V217L225 219L226 215H227V217H229L231 215V214H229V212L232 213V211L234 210L233 207H231ZM120 206H122V207H120ZM245 206H247V207H245ZM130 207H129V209H130ZM119 208H121L122 210ZM217 209H218V211H217ZM112 210L114 212H112ZM119 210H121V211H119ZM123 210L124 211L126 210L128 216L126 215V212L122 213ZM167 210L170 212V213L168 212L169 214L167 213ZM214 210L216 213L213 212ZM230 210H232V211H230ZM164 211H166V212H164ZM129 213L132 215L130 216ZM215 214H217L219 216H216ZM132 216L134 218H131L132 219L131 220L129 217H132ZM212 216L214 218L216 216V218L213 219ZM112 218L110 216L109 219H106V221L108 220V223H110V225L111 224L113 225V223H114V221L111 222ZM135 218H137V220H134ZM219 218H221V219H219ZM209 220H210V222H209ZM211 220L214 221L213 225H212L213 222ZM216 220H218L217 223L215 222ZM220 220H221V222H219ZM204 222H205V225L209 223L208 224L209 226H207V225H206L207 227L203 226ZM222 223L223 224L225 223L224 224L225 226ZM141 224H143V225H141ZM203 227L205 228L204 230H203ZM148 228H149L150 232L148 231ZM224 229H227V232ZM122 230L119 231L118 235H120L121 232L127 233V231L124 232V230L123 231ZM209 230H211V231L209 232ZM153 231H154V233H153ZM201 231H202V233H204V232L205 233L200 234ZM256 232H257V234H256ZM155 233H157V234H155ZM208 233H210V234H208ZM151 234L152 235L154 234L153 238L156 237L154 240H151L152 239ZM197 234H200L201 238L199 237L198 239H200L202 241L203 245L205 244L203 246L205 249L202 247L200 249V246L202 243H200L199 240H196L199 243L194 241L195 240L194 238H196ZM229 234L231 235L230 232H229ZM155 235H157V236H155ZM203 235H204V237H202ZM261 235H262V237H261ZM228 236L231 239H228L229 238ZM197 237H198V235H197ZM141 238H143V239H141ZM202 238H203V240H202ZM139 239L141 241H138ZM146 239H148V240H146ZM125 241H126V243H128L127 240L124 239L123 240L124 244H125ZM137 241L139 243H137ZM143 241L144 242L146 241L145 243H147V241H148L151 244H149V243L145 244ZM141 243H142V245H141ZM232 243H233V245H232ZM260 243H262V244L260 245ZM144 245H147V247ZM262 245H263V247L261 248ZM197 246L199 247V249H195V248H197ZM231 246H232V249H231ZM139 247H141L142 249L145 247V249L142 250ZM166 247H167V249H169L168 251H167ZM228 248H229V250H228ZM233 248H234V250H233ZM162 249H164L165 251ZM226 249H227V252H226ZM198 250H200V251H198ZM232 250H233V252H232ZM191 251H193V252H191ZM234 251L237 253H235ZM241 251H242V254L240 253ZM252 251H253V253H252ZM165 252H167L168 254ZM194 252L198 255L199 260L196 258L197 255H194V257H193V254H195ZM247 252H249V253L251 252V253L248 254ZM164 254H166V255H164ZM200 254L203 256H201ZM167 255L169 257H167ZM199 255L203 259H201L199 257ZM234 255L235 256L240 255L238 257H241V259L234 257ZM165 256L167 257L166 260H165V258H166ZM186 256H188L190 260L186 259V258H188ZM224 256H226V257H224ZM232 256L235 260L231 259ZM156 257H157V260H156ZM192 257H193V259L194 258L196 259V260H194V262H193ZM151 258H152V260H154V262L151 260ZM205 258H206V260H205ZM161 259H162V261H161ZM236 259L239 261H237ZM150 260H151V263H149ZM188 260H189V262H188ZM233 260L236 262H234ZM182 261H184V263ZM168 262H170V259H168ZM243 263L248 264L249 261H248V263L247 262H243Z\"/></svg>",
  "mask_w": 264,
  "mask_h": 264
}]
</instances>
